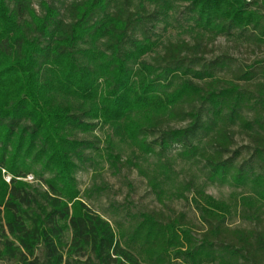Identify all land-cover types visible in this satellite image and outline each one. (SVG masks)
Wrapping results in <instances>:
<instances>
[{
	"label": "trees",
	"instance_id": "1",
	"mask_svg": "<svg viewBox=\"0 0 264 264\" xmlns=\"http://www.w3.org/2000/svg\"><path fill=\"white\" fill-rule=\"evenodd\" d=\"M174 1L41 0L38 14L33 0H0V264H264V58L247 66L210 60L198 36L165 44L135 69ZM179 1L214 33L211 42L238 31L264 49V0ZM142 67L149 77L138 94ZM161 101L164 112L136 130L146 148L163 155L180 147L211 181L255 185L258 197L236 205L248 228L230 225L231 212L194 178L177 197L200 224L185 212L111 203L118 236L111 220L72 203L80 195L75 174L98 150L86 135ZM239 135L245 143L235 148ZM109 160L116 175L135 166L118 154ZM31 173L40 185L25 181ZM148 183L162 199L158 179Z\"/></svg>",
	"mask_w": 264,
	"mask_h": 264
},
{
	"label": "rangeland",
	"instance_id": "2",
	"mask_svg": "<svg viewBox=\"0 0 264 264\" xmlns=\"http://www.w3.org/2000/svg\"><path fill=\"white\" fill-rule=\"evenodd\" d=\"M71 1L66 0L67 3H71ZM256 1L258 3L261 0ZM40 3L41 0H33L32 6L38 14L42 13ZM188 7L189 3L178 0L174 1L173 9L165 10L166 15L162 16V20L152 32V41L155 43L148 53L138 61V64L134 65L135 69L141 67L142 61L147 64L153 63V58L163 52L165 44L181 41L194 44L198 36H205L204 40L212 50L206 56L207 59L213 60L217 57L227 56L233 60L234 66H247L264 58V49H259L246 36H239L238 31L231 34H219L211 42L209 38L214 33L199 25L196 18H192L196 14L189 11ZM155 8L154 4L152 9L155 10ZM142 69V74L139 73L134 79L138 94L142 93L143 82L146 83L149 77L146 70L144 71L143 67ZM171 79L176 78L171 77L170 81ZM161 102L150 104L141 111H130L119 124L98 126L86 135L87 139L97 141L98 150L88 152L92 161L84 164L75 174L80 195L72 203L84 202L111 222H113V218L108 214L111 203L122 205L127 202L131 210L136 213L152 210L166 212L175 210L187 213L190 219L196 224H200L199 214L194 207L186 200L177 197L179 188L194 178L197 185L204 187L207 196L211 197L219 206L224 207L223 210L231 212L228 220L230 225L248 228L249 224L241 221L237 216L236 205L245 197H258V188L255 185L211 181L205 169L202 168L203 166L197 163L194 157L186 156L180 147H174L163 155L160 154L159 148L155 152L146 148L144 142L146 139L136 130L140 125L146 123L151 114L164 112V102ZM170 125L172 128L179 129L185 127L186 123L172 122ZM153 139V137H149L147 141L151 142ZM236 141L235 148L245 143L244 137L240 135L237 136ZM112 154H118L123 161L134 163L135 166H127L122 169L119 175H116L113 173L114 170L109 160ZM148 177H155L160 182L164 192L162 199H159L153 192L148 183ZM2 179L10 182L11 178L5 170L2 171ZM25 181L29 184L40 185V181L33 173L29 174ZM97 187L103 190L102 193L94 191V188ZM187 196L191 198L193 192H187ZM113 227L120 236L119 228L114 222Z\"/></svg>",
	"mask_w": 264,
	"mask_h": 264
}]
</instances>
